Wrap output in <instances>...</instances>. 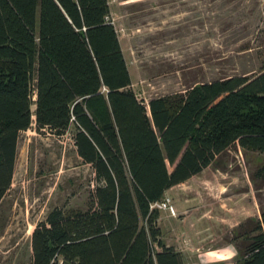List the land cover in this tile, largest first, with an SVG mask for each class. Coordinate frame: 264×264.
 <instances>
[{
	"label": "trees",
	"instance_id": "1",
	"mask_svg": "<svg viewBox=\"0 0 264 264\" xmlns=\"http://www.w3.org/2000/svg\"><path fill=\"white\" fill-rule=\"evenodd\" d=\"M32 117L37 133L73 127L93 185L84 209L53 207L35 225L31 264L54 256L64 264H184L160 242L150 206L231 147L262 157L249 180L264 189V67L143 104L130 89L107 0H0V200ZM228 244L235 260L213 264H264V205Z\"/></svg>",
	"mask_w": 264,
	"mask_h": 264
},
{
	"label": "rangeland",
	"instance_id": "2",
	"mask_svg": "<svg viewBox=\"0 0 264 264\" xmlns=\"http://www.w3.org/2000/svg\"><path fill=\"white\" fill-rule=\"evenodd\" d=\"M107 2L130 89L143 104L195 83L249 79L264 67V0ZM73 133L72 126L61 136L37 133L33 117L19 133L10 185L0 200V264H31L30 234L51 208H85L92 174L76 156ZM261 160L231 147L216 167L168 190L175 216L158 211L160 242L178 251L184 264L233 262L232 233L258 218L264 205V189L255 191L249 180Z\"/></svg>",
	"mask_w": 264,
	"mask_h": 264
},
{
	"label": "built area",
	"instance_id": "3",
	"mask_svg": "<svg viewBox=\"0 0 264 264\" xmlns=\"http://www.w3.org/2000/svg\"><path fill=\"white\" fill-rule=\"evenodd\" d=\"M109 20H110V18H109ZM150 208H154L157 211L167 213L171 217L175 216L174 209H173L172 205L170 204V199L168 198V196L165 195V193H164L163 197L161 198V200L152 204L150 206ZM51 263L52 264H64L60 256H54V259L51 261Z\"/></svg>",
	"mask_w": 264,
	"mask_h": 264
},
{
	"label": "bare ground",
	"instance_id": "4",
	"mask_svg": "<svg viewBox=\"0 0 264 264\" xmlns=\"http://www.w3.org/2000/svg\"><path fill=\"white\" fill-rule=\"evenodd\" d=\"M31 109H32V111H33V109H34V106H32V107H31Z\"/></svg>",
	"mask_w": 264,
	"mask_h": 264
},
{
	"label": "crops",
	"instance_id": "5",
	"mask_svg": "<svg viewBox=\"0 0 264 264\" xmlns=\"http://www.w3.org/2000/svg\"><path fill=\"white\" fill-rule=\"evenodd\" d=\"M171 189H172V188H170L169 190H171ZM167 191H168V190H167ZM167 191H166V192H167ZM166 192H165V193H166Z\"/></svg>",
	"mask_w": 264,
	"mask_h": 264
}]
</instances>
